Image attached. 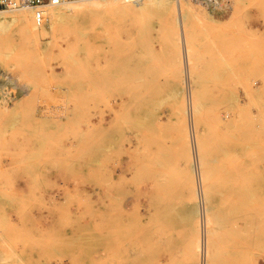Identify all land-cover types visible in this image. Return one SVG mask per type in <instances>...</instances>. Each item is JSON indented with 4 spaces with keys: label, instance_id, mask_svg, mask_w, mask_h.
Instances as JSON below:
<instances>
[{
    "label": "rangeland",
    "instance_id": "obj_1",
    "mask_svg": "<svg viewBox=\"0 0 264 264\" xmlns=\"http://www.w3.org/2000/svg\"><path fill=\"white\" fill-rule=\"evenodd\" d=\"M186 1L199 22L160 1L12 29L14 49L0 47V264H166L161 246L151 259V232L160 240L168 220L182 231L191 206L193 264H264V0ZM88 184L105 191V241L91 246ZM125 188L143 231L132 263L118 242Z\"/></svg>",
    "mask_w": 264,
    "mask_h": 264
},
{
    "label": "crops",
    "instance_id": "obj_2",
    "mask_svg": "<svg viewBox=\"0 0 264 264\" xmlns=\"http://www.w3.org/2000/svg\"><path fill=\"white\" fill-rule=\"evenodd\" d=\"M88 173V171H87ZM62 174V173H61ZM90 174V173H88ZM89 177V176H88ZM90 178V177H89ZM96 190L93 184H88L86 187L87 194L89 196L87 209H86V229H87V243L91 245L103 244L105 241L104 237V200L105 191ZM90 196L93 198V203L90 200ZM135 196L136 201L137 195H132V192L127 188L120 190L118 193L119 199V223H118V236H119V250L120 254L125 253V258L137 261L143 259L141 251V244L143 241V231L141 222L137 221V211L134 210V202L132 197ZM97 197V204L95 199ZM125 202V207L123 203ZM197 213V208H196ZM97 215V220L95 216ZM135 216V218H134ZM183 223L181 225L182 231L177 229L173 221L168 220L166 225H162L161 239L159 240V234L151 232V259H158L159 248L166 250V264H171L173 257V264H193L192 245L197 238V225L195 222V209L193 206L188 208L183 213ZM165 230V231H164ZM179 232L182 235L179 237ZM177 233V236H176ZM165 236V238H163ZM180 238V240H179ZM233 246V245H232ZM235 252H237V243L234 246ZM88 253L94 254V252L88 251ZM101 253V251H97ZM190 254V255H189ZM191 257V258H190ZM179 261H181L179 263ZM137 264V262H136Z\"/></svg>",
    "mask_w": 264,
    "mask_h": 264
},
{
    "label": "bare ground",
    "instance_id": "obj_3",
    "mask_svg": "<svg viewBox=\"0 0 264 264\" xmlns=\"http://www.w3.org/2000/svg\"><path fill=\"white\" fill-rule=\"evenodd\" d=\"M160 1H169L170 2V6H169L170 8L169 9H171L173 11L177 10L178 12L183 14L182 17H185V16L187 18L194 17L196 20H198V22L200 21V18H198L196 16V14L193 10L192 4H189L191 2L188 3L186 0H71V1L66 2L65 4L60 5V6H55V7L49 8V11H47V12L45 11L42 14L41 18H40V16L35 17L33 12H31V11L17 12V13H14V15L8 16V17L3 15L4 13H1V15H0V47L13 48L14 43H12L13 40H11V31L13 32L12 29L16 26H18L20 28H21V26H24L26 28L27 26L29 27V25L31 27L32 24H36V23L43 24L45 21L50 20L51 26L56 27L57 24L63 22L64 19L72 13H74V14H82L83 13V14H89V15L102 14V15H110V16L120 17V16L125 15L127 12H134V11L138 10V11H141L142 14H145V13L147 14V13H149L148 11H150V12L152 11L154 2L156 3V2H160ZM212 1L214 2L213 5H215V7L217 8L218 5L216 4V0H210L211 3H212ZM158 12H160V11L158 10ZM8 13H10V12H8ZM167 13H168V11H167ZM160 14L166 15V12L165 13L162 12ZM140 16L141 15H139L138 17H140ZM95 17H97V15ZM70 18H71V16H70ZM91 18H94V17H91ZM68 20L69 19H67V21H65V23L68 22ZM36 25H34V27H36ZM96 25H98V22ZM184 25L185 26L187 25L186 22H184ZM39 26H42V25H39ZM99 26H102V24L101 25L99 24ZM96 27H98V26H96ZM27 28H26V30H27ZM31 28H33V26ZM45 28H46V25H45ZM102 28L105 29V27H103V26H102ZM143 28H144V26H143ZM144 29H146V28H144ZM21 30H23V29H21ZM28 30H30V29H28ZM19 31H18V33H19ZM31 31H32V29H31ZM107 31H108V29H107ZM22 32L23 31H21V33ZM28 33H29V31H28ZM25 34H27V33H25ZM12 35H13V33H12ZM21 35L22 34H20V36ZM14 37H16V36H14ZM19 39H20V37H19ZM18 41H20V40H18ZM3 264H4V260H3Z\"/></svg>",
    "mask_w": 264,
    "mask_h": 264
},
{
    "label": "built area",
    "instance_id": "obj_4",
    "mask_svg": "<svg viewBox=\"0 0 264 264\" xmlns=\"http://www.w3.org/2000/svg\"><path fill=\"white\" fill-rule=\"evenodd\" d=\"M71 0H0V14L8 12L31 11L35 17L49 8L60 6Z\"/></svg>",
    "mask_w": 264,
    "mask_h": 264
}]
</instances>
